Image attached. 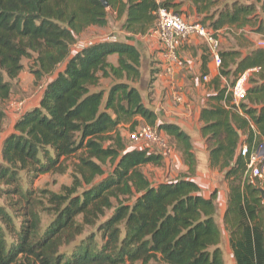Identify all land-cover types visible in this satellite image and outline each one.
I'll return each mask as SVG.
<instances>
[{"label":"trees","instance_id":"obj_1","mask_svg":"<svg viewBox=\"0 0 264 264\" xmlns=\"http://www.w3.org/2000/svg\"><path fill=\"white\" fill-rule=\"evenodd\" d=\"M105 1L106 7L100 0H0V101L11 91L3 75L15 79L22 58L34 56L36 79L62 66L2 140L0 184L11 196L0 206V264H224L217 191L201 194L191 179L197 161L189 135L175 123H157L133 85L140 78L138 49L118 40L90 42L74 52L71 47L88 27H104L111 11L124 16L125 32L145 35L155 28L159 7L182 14L186 6L193 21L217 37L222 29L245 27L264 35V0ZM113 54L116 64L108 61ZM219 54L226 78L258 70L249 76L240 111L220 79L209 80L214 93L200 109V135L209 167L225 172L222 222L235 264H264V179L250 180L246 159L237 152L242 143L249 149L264 143V48H224ZM101 78L112 81L106 91ZM4 117L0 110V127ZM140 123L175 143L187 166L184 175L150 182L142 167L160 166L163 156L127 149L120 132ZM73 157L72 183L60 193L42 191L53 217L41 227V200L21 187L20 172L62 173ZM19 206L24 209L16 227ZM86 227L95 230L76 242Z\"/></svg>","mask_w":264,"mask_h":264},{"label":"crops","instance_id":"obj_2","mask_svg":"<svg viewBox=\"0 0 264 264\" xmlns=\"http://www.w3.org/2000/svg\"><path fill=\"white\" fill-rule=\"evenodd\" d=\"M182 10L183 12L186 11L187 7L184 6ZM192 18L197 20L196 16H192ZM260 18L264 21V14L260 13ZM123 19V15L118 17L116 12H109L105 31L101 32L107 34L99 40H107V38L108 40H118L132 44L138 49L140 53V78L133 85L141 93L144 104L156 114L157 123L163 121L175 123L189 135L196 161H198L197 169L191 179L197 183L201 194L205 197H208L216 189L215 218L221 230L219 246L222 250L224 264H235V259L229 246L228 231L222 222L227 199V181L220 177L215 169L209 167L207 146L200 135V109L208 103L209 95L214 93L213 84L203 82L202 76L205 72L210 79H213L217 77L218 69L214 66L206 46L199 38L191 37L186 41L179 42L176 50L177 62L168 63L164 59L162 49L155 41L154 35H135L125 32L121 29ZM92 28L101 27L90 26L79 37H82ZM229 30L232 31L233 35L237 36L236 39H245V45L226 46L225 48L240 49L243 53L255 47L254 43L256 40L263 36V34L251 31L248 27L235 29V33L233 32L234 29ZM225 31L226 29H222L218 32L220 45L225 44V40L221 37V35L227 34V31ZM90 42L94 41H88L86 44ZM80 43L82 42L80 41ZM79 48L75 47L72 52ZM108 61L116 64L117 55H110ZM105 79L107 84L102 86ZM111 82L109 78H101L99 86L106 91ZM220 83L224 85L222 80H220ZM178 94L183 96L182 102L175 100V96ZM241 139H243V136H241ZM173 146L171 153L163 156V160L165 161V172L168 173V170H170L169 175L175 178L177 176L176 174L173 176L175 170H182L183 172L187 170L185 168L186 165L181 163V154L175 148L174 143ZM204 165H206V169H204ZM150 166L158 167L155 165ZM165 180L168 179H161L157 182L150 180V182L156 184Z\"/></svg>","mask_w":264,"mask_h":264},{"label":"rangeland","instance_id":"obj_3","mask_svg":"<svg viewBox=\"0 0 264 264\" xmlns=\"http://www.w3.org/2000/svg\"><path fill=\"white\" fill-rule=\"evenodd\" d=\"M187 20L192 21V15H190L188 12L184 11L182 13ZM105 27L101 28H92L89 29V31L84 34L82 37H79L77 40L76 45L71 47V51L73 49L79 48L86 44L88 41H95L104 38V35L101 33L102 31H105ZM234 29V33H235ZM226 32V31H225ZM227 34L221 35V37L225 40L224 45H220V49H224L226 46L229 47H236L237 45H245V39L237 38L236 35H233L232 31L226 32ZM80 41L82 43H80ZM157 44L159 45L157 39H155ZM230 44V45H229ZM232 44V45H231ZM160 47V46H159ZM22 69L19 72L18 76L15 79H9L6 75H3V79L5 81H8L11 86V91L7 99L0 101V110L4 112V120L2 122V125L0 127V149L2 140L12 131L13 124L15 120L18 118V116L24 112L25 110L33 107L38 103V100L40 98V95L42 93V90L45 86V84L54 77V74L58 70L62 69V66H59L58 69L55 71V73L51 76H42L40 79H36L35 74L33 72L34 69V56L31 57H24L21 60ZM221 68V67H220ZM226 78V77H225ZM234 78L232 76L226 78V83L231 84L233 82ZM107 84V80L103 82V85ZM224 85H226L224 83ZM143 123V122H142ZM140 123V125H142ZM120 132L123 136V139L126 143L127 149H134L136 146L131 143L129 140L128 133L131 132L127 129L126 126L120 127ZM169 143L171 147L173 146V141L169 140ZM175 145V143H174ZM74 157L69 159L66 162V170L62 173H45L40 174L36 177L25 175L24 171L20 172V185L23 187V189H29L32 191L33 197L40 198L41 203L39 206L36 207V210L39 213L40 220H41V227H45L49 221L53 217V211L51 210V207L48 206V202L46 200V197L42 191H51L60 193L63 186H69L72 183V166H73ZM0 163H1V155H0ZM181 163H183L182 157H181ZM198 163V161H197ZM186 170L187 167L185 166ZM105 172H109V166L108 164L104 166ZM197 169V166H196ZM204 169H206V165H204ZM185 170V171H186ZM142 171L145 173L148 179L153 180L155 182L160 181L161 179L167 178L168 180H173L175 178H178L182 175H184L185 172L182 170L177 171L175 170L173 176L176 174L177 176L171 177L169 175L170 170H168V173L165 172V161H162V164L158 167L154 166H143ZM217 171V170H216ZM173 173V172H172ZM218 175L223 178L224 172L217 171ZM179 175V176H178ZM10 194L6 192V188H4L0 184V206L6 205L7 203H10ZM23 206H19L16 210V217L14 218L16 227L19 226L20 223V213L23 212ZM109 212L106 213L108 215ZM94 228L86 227L85 231L82 235H80L76 242H78L80 239L84 238L88 233L94 231ZM96 242L99 245L100 244V238L97 236ZM74 245V244H72ZM69 246V248L72 247ZM68 247L63 249H69ZM140 264V263H135ZM148 264H160L159 261H151Z\"/></svg>","mask_w":264,"mask_h":264},{"label":"built area","instance_id":"obj_4","mask_svg":"<svg viewBox=\"0 0 264 264\" xmlns=\"http://www.w3.org/2000/svg\"><path fill=\"white\" fill-rule=\"evenodd\" d=\"M160 2V0H156ZM157 18L155 28L147 34L154 35L163 52V57L168 63L177 62L176 50L179 42L186 41L191 37L199 38L207 48L214 66L218 69L217 77L226 85L227 91L232 97V104L239 110V103L245 100L246 90L248 88V79L251 73L258 68L247 69L238 74L233 82L229 85L226 78L220 74L222 65L220 57V39L214 36L212 30L205 28L198 22L190 21L183 14L175 13L163 7L157 9ZM108 40V38H107ZM254 46L264 48V35L256 40ZM169 67V66H168ZM207 75L202 76L203 82H209ZM177 102L183 101L180 94L175 96ZM250 127L255 130V126L250 122ZM129 140L136 148H146L149 152L167 156L171 153L172 147L169 146L167 136L162 131L156 130L154 127L142 124L136 129L128 133ZM238 154L246 159V175L250 180L257 177L264 179V143L252 146L250 149L246 143H242L237 150Z\"/></svg>","mask_w":264,"mask_h":264},{"label":"water","instance_id":"obj_5","mask_svg":"<svg viewBox=\"0 0 264 264\" xmlns=\"http://www.w3.org/2000/svg\"><path fill=\"white\" fill-rule=\"evenodd\" d=\"M100 1H101L102 5H103L104 7H106V6H107V3H106V1H105V0H100ZM223 175H225V172L223 173Z\"/></svg>","mask_w":264,"mask_h":264}]
</instances>
